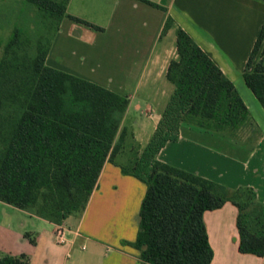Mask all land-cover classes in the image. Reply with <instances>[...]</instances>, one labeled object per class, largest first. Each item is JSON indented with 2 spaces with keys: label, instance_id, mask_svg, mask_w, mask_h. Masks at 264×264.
<instances>
[{
  "label": "crops",
  "instance_id": "1",
  "mask_svg": "<svg viewBox=\"0 0 264 264\" xmlns=\"http://www.w3.org/2000/svg\"><path fill=\"white\" fill-rule=\"evenodd\" d=\"M263 25V0H69L46 65L127 97L116 141L124 130L127 136L114 162L105 163L86 209L61 226L0 202V259L24 255L27 264H144L131 244L139 233L147 186L121 166L142 154L175 92L167 74L177 58L178 28L234 83L249 120L238 129L185 121L179 139L157 160L231 191L252 189L264 204V108L244 79ZM258 61L264 64V54ZM238 214L232 202L205 213L211 264H264L263 258L240 252ZM59 227L64 244L56 237Z\"/></svg>",
  "mask_w": 264,
  "mask_h": 264
},
{
  "label": "trees",
  "instance_id": "2",
  "mask_svg": "<svg viewBox=\"0 0 264 264\" xmlns=\"http://www.w3.org/2000/svg\"><path fill=\"white\" fill-rule=\"evenodd\" d=\"M68 1L28 0L46 18L58 20L54 35L67 17ZM53 39L32 46L26 32L16 28L5 45L0 41V202L61 226L86 209L105 163L114 162L123 148L127 131L116 139L129 99L48 67ZM263 54L264 25L244 74L264 108V64L256 62ZM167 77L175 92L155 135L140 156L121 166L147 186L131 245L141 251L144 264H211L204 215L232 202L239 210L240 252L264 259V204L252 189L231 191L157 160L179 139L183 122L197 118L201 125L238 129L249 120L247 106L234 83L182 28ZM0 264H27V258L6 256Z\"/></svg>",
  "mask_w": 264,
  "mask_h": 264
},
{
  "label": "rangeland",
  "instance_id": "3",
  "mask_svg": "<svg viewBox=\"0 0 264 264\" xmlns=\"http://www.w3.org/2000/svg\"><path fill=\"white\" fill-rule=\"evenodd\" d=\"M56 1L63 3L65 0ZM57 21L56 18H46L28 0H0V41L3 42V45L8 42L16 28L26 32L32 41V46L38 40L47 42L48 39H53L56 36L54 33ZM3 52L4 50L0 53V59Z\"/></svg>",
  "mask_w": 264,
  "mask_h": 264
},
{
  "label": "built area",
  "instance_id": "4",
  "mask_svg": "<svg viewBox=\"0 0 264 264\" xmlns=\"http://www.w3.org/2000/svg\"><path fill=\"white\" fill-rule=\"evenodd\" d=\"M56 237L58 239L59 244H64L67 242L65 231L62 227H59L56 233Z\"/></svg>",
  "mask_w": 264,
  "mask_h": 264
}]
</instances>
